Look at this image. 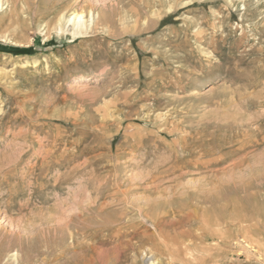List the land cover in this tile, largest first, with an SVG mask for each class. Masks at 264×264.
<instances>
[{
	"label": "rangeland",
	"instance_id": "374dc122",
	"mask_svg": "<svg viewBox=\"0 0 264 264\" xmlns=\"http://www.w3.org/2000/svg\"><path fill=\"white\" fill-rule=\"evenodd\" d=\"M149 261L264 264V0H0V264Z\"/></svg>",
	"mask_w": 264,
	"mask_h": 264
},
{
	"label": "bare ground",
	"instance_id": "6f19581e",
	"mask_svg": "<svg viewBox=\"0 0 264 264\" xmlns=\"http://www.w3.org/2000/svg\"><path fill=\"white\" fill-rule=\"evenodd\" d=\"M74 19H76V21H77L76 24H74V25H76V26L79 27V29H80V25H81L80 22H81V20H82V15H78V14H77L76 16H74L73 19L71 20L72 23L74 22ZM71 22H70V23H71ZM82 22H83V21H82ZM72 26H73V24H72ZM77 30H78V29H77ZM79 32H80V31H79ZM81 79H82V76H78V77H77V80H81ZM168 132H169V131H168ZM168 132H167V133H168ZM171 135H172V134H171ZM171 135H170V136H171ZM175 142H176V141H175ZM177 147H178V146H177ZM181 148H182V147H181ZM179 150H180V149H179ZM189 150H190V149H189ZM195 152H196V151H195ZM181 156H182V155H181ZM199 156H200V155H199ZM168 159H169V158H168ZM196 159H197V158H196ZM199 160H200V159H199ZM189 161H190V160H188V163H189ZM191 161H192V160H191ZM191 161H190V164H191ZM200 163H201V162H200ZM200 163H198V164L196 163V164L199 165ZM178 164H179V163H178ZM178 164H175V165H178ZM173 166H174V164H173ZM174 167H175V166H174ZM180 167H181V166H180ZM192 167H193V166H192ZM167 168H168V167H167ZM170 168H171V167H170ZM193 168H194V167H193ZM180 169H181V168H180ZM196 169H197V168H196ZM165 172H166V171H165ZM152 173H153V172H152ZM155 174H156V173H155ZM156 175H157V174H156ZM164 175H166V174H164ZM158 176H159V175H158ZM161 176H163V175H161ZM161 176H160V177H161ZM166 176H167V175H166ZM160 177H159V178H160ZM157 178H158V177H157ZM168 191H169V190H168ZM180 193H181V192H180ZM115 194H116V193H115ZM171 196H173V195H171ZM158 197H160V196H158ZM156 199H158V198H156ZM161 199H162V198H161ZM164 200H165V199H164ZM157 201H158V200H157ZM148 202H149V201H148ZM150 203H151V202H150ZM198 203H199V202H198ZM198 203H197V204H198ZM199 204H200V203H199ZM147 205H148V204H147ZM202 206H203V205H202ZM154 207H155V206H154ZM154 207H153V208H154ZM159 207H160V206H159ZM161 207H162V206H161ZM155 208H156V207H155ZM184 208H185V205H184ZM189 208H190V207H189ZM149 209H150V208H149ZM198 210H199V209H198ZM138 212H139V211H138ZM154 212H155V211H154ZM208 212H209V211H208ZM158 213H159V212H158ZM127 214H128V213H127ZM140 214H141V213H139V215H140ZM156 215H157V214H156ZM202 215H203V214H202ZM187 216H188V215H187ZM193 216H195V215H193ZM210 216H211V215H210ZM210 216H209V217H210ZM101 217H102V216H100V218H101ZM157 217H158V216L153 217L152 220H157V219H158ZM106 218H108V217L106 216ZM115 218H116V217H115ZM150 218H151V217H150ZM194 218H195V217H194ZM194 218H193V219H194ZM202 218H203V216H202ZM101 219L104 220L105 218H101ZM124 219H125V218H124ZM124 219H123V220H124ZM196 219H197V217H196ZM196 219H195V220H196ZM203 219H205V218H203ZM203 219H202V220H203ZM206 219H207V218H206ZM103 220H102V222H103ZM108 220H109V219H108ZM161 220H162V218H161ZM161 220H160V221H161ZM228 220H229V219H228ZM105 221H106V220H105ZM120 221H121V220H120ZM204 221H205V220H204ZM208 221H209V219H208ZM131 222H132V221H131ZM201 222H202V221H201ZM206 222H207V221H206ZM215 222H216V221H215ZM111 223H113V222H112V221H109V222L106 221L104 224H100V226H101V225L111 224ZM122 223H123V222H122ZM122 223H121V224H122ZM135 223H136V222H135ZM155 223H156V222H155ZM202 223H203V222H202ZM129 224H130V223H129ZM206 224H207V223H206ZM116 225H117V224H116ZM127 225H128V224H127ZM214 225H215V223H214ZM221 225H222V224H221ZM124 226H125V225H124ZM124 226H123V227H124ZM155 226H157V225H155ZM217 226H218V225H217ZM102 227H103V226H102ZM205 227H206V226H205ZM218 227H219V226H218ZM104 228L106 229L107 233H108L109 235H111V233H112V231H113V230H112L113 228H111L110 226H105ZM114 228H115V227H114ZM115 229H116V228H115ZM157 229H158V228H157ZM101 230H102V229H101ZM213 230H214V229H213ZM114 231H115V230H114ZM199 231H200V230H199ZM92 233H93V232H92ZM160 233H161V232H160ZM166 233H167V232H166ZM186 233H187V231H186ZM84 234H85V232H84ZM88 234H89V233H88ZM88 234H87V235H88ZM130 234H131V233H130ZM163 234H164V233H163ZM168 234H169V233H168ZM180 234H181V233H180ZM180 234H179V235H180ZM69 235H70V234H69ZM72 235H73V234H72ZM91 235H92V234H91ZM132 235H133V234H132ZM164 235H165V234H164ZM211 235H212V234H211ZM81 236H83V234H82ZM153 236H154V235H153ZM156 236H158V234H157ZM160 236H162V235H160ZM176 236H177V235H176ZM180 236H182V235H180ZM77 237H79V236H77ZM191 237H192V235H191ZM191 237H190V238H191ZM69 238H70V237H69ZM159 238H160V237H159ZM162 238H163V237H162ZM198 238H199V237H198ZM198 238H197V239H198ZM119 239H121V238H119ZM139 239H140V238H139ZM144 239H145V238H144ZM175 239H177V238H175ZM81 240H82V239H81ZM93 240H94V239H93ZM157 240H158V239H157ZM166 240H167V238H166ZM181 240H182V239H181ZM191 240H192V239H191ZM75 241H76V240H75ZM75 241H74V242H75ZM82 241H83V240H82ZM99 241H100V243H101V242H108V239H107V238H100ZM161 241H162V240H161ZM177 241H178V239H177ZM177 241H176V242H177ZM80 242H81V241H80ZM117 242H118V241H117ZM117 242H116V244H117ZM120 242H121V241H120ZM120 242H119V243H120ZM158 242H160V241L158 240ZM164 242H166V241L164 240ZM178 242H179V241H178ZM178 242H177V243H178ZM190 242H191V241H190ZM87 243H89V242H87ZM112 243H113V242H112ZM160 243H161V242H160ZM162 243H163V242H162ZM162 243H161V244H162ZM19 244H20V243H19ZM63 244H64V243H63ZM76 244H77V243H76ZM101 244H102V243H101ZM148 244H149V243H148ZM166 244H167V247H168L169 245H171L170 243H167V242H166ZM168 244H169V245H168ZM182 244H183V243H182ZM182 244H181V246H182ZM77 245H79V243H78ZM151 245H152V244H151ZM156 245H157V244H156ZM156 245H155V247H156ZM173 245H174V244H173ZM178 245L180 246V242L178 243ZM178 245H177V246H178ZM63 246H64V245H63ZM63 246H62V248H63ZM66 246H67V245H66ZM80 246H81V244H80ZM121 246H122V245H121ZM163 246H164V244H163ZM181 246H180L179 248H181ZM70 247H72V246L70 245ZM170 247H172V246H170ZM187 247H188V246H187ZM66 248H69V247H66ZM66 248H65V249H66ZM116 248H117V246H116ZM163 248H164V247H163ZM168 248H169V247H168ZM188 248H189V247H188ZM188 248H187L186 250H188ZM57 249H58V248H57ZM65 249H64V250H65ZM69 249H70V248H69ZM77 249H78V248H77ZM80 249H81V248H80ZM110 249H111V248H110ZM149 249H150V248H149ZM149 249H148V251H149ZM157 249H158V248H157ZM181 249H182V248H181ZM181 249H180V250H181ZM184 249H185V248H184ZM54 250H55V249H54ZM81 250H82V249H81ZM160 250H161V249H160ZM164 250H165V249H164ZM166 250H167V249H166ZM170 250H171V248H170ZM180 250H179V251H180ZM200 250H201V249H200ZM84 251H85V250H84ZM84 251H82V252H84ZM113 251H114V250H113ZM150 251H151V249H150ZM152 251H153V250H152ZM172 251H174V250H172ZM190 251H191V250H190ZM195 251L198 252V250H197L196 248H195ZM44 252H46V251H44ZM53 252H54V251H53ZM168 252H169V251H167V255H168ZM180 252H184V251L181 250ZM188 252H189V251H188ZM67 253H68V252H67ZM140 253H141V252H140ZM142 253H143V252H142ZM189 253H190V252H189ZM194 253H195V252H194ZM40 254H41V252H40ZM78 254H79V253H78ZM162 254H163V253H162ZM178 254H179V253H178ZM191 254H192V251H191ZM195 254H196V253H195ZM73 255H74V254H73ZM80 255H81V253H80ZM170 255H171V253H170ZM176 255H177V254H176ZM29 256H30V255H29ZM66 256H67V255H66ZM74 256H75V255H74ZM74 256H73V257H74ZM142 257H143V256H142ZM142 257H141V258H142ZM162 257H163V256H162ZM168 257H169V255H168ZM171 257H174V255L171 256ZM171 257H170V258H171ZM28 258H29V257H28ZM134 258H135V256H134ZM157 259H158V258H157ZM168 259H169V258H168ZM110 260H111V259H110ZM113 260H114V258H113ZM155 260H156V258H155ZM158 260H159V259H158ZM170 263H171V262H170ZM143 264H144V263H143ZM148 264H158V263L153 262V261H149Z\"/></svg>",
	"mask_w": 264,
	"mask_h": 264
}]
</instances>
